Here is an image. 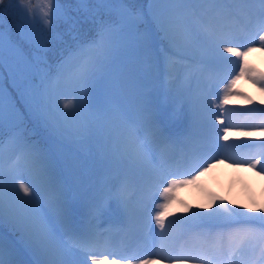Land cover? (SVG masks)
Masks as SVG:
<instances>
[{"label": "snow or ice", "instance_id": "obj_1", "mask_svg": "<svg viewBox=\"0 0 264 264\" xmlns=\"http://www.w3.org/2000/svg\"><path fill=\"white\" fill-rule=\"evenodd\" d=\"M83 2V0H82ZM101 3H125V0H100ZM3 0H0V4ZM149 13L151 21L163 38L169 42L170 58L173 64L176 61L190 58L194 52L200 53L197 61L206 65L213 59L214 49L221 45L223 51L230 53L237 60L232 63L240 67V72L231 73V79L223 81L229 91L240 75L245 74L244 65L246 57L253 50L232 43L237 37L234 28H230L225 22L237 21L235 15L237 7L244 13V20L248 25L254 26L257 32L264 33V0H150ZM60 0H47L44 9H41L43 24L48 26L54 17L61 12ZM46 9V10H45ZM125 14L128 13L125 10ZM31 15L32 27L35 28L37 17L25 12V19ZM142 19V17H137ZM97 23L96 36L84 44H80L58 66L56 77H42L39 84L33 82L37 69L27 60L23 59L19 52L17 63L7 64L9 78L15 80L18 74L26 78V86L21 90L25 99L27 113L17 108L13 103L11 93H6L3 85V73L5 71V38L0 31V230L5 224L16 231L23 243V249L33 259L31 264H75L74 252L88 257L91 264H109L108 258L102 260L92 258V249L100 245L92 234L72 235L70 242L65 246L63 234H58L54 224L55 220L64 222L67 226L70 221L71 210L66 206L62 193L57 188L55 176V162L51 155L41 150L36 143L25 135V119L30 117L37 125L54 132L61 137H83L87 134L103 137L107 158L113 162L126 164L130 167L144 170L147 168L152 182L161 186L160 182H167L163 191L165 199L171 197L167 194L179 185L188 183L187 180L176 178L175 173L169 172L170 159L161 155L157 160L153 145L164 141L163 134L155 127L151 120H146L144 126H138L137 121L130 118L118 106H114L111 113L97 119L95 125L85 119L83 115L79 119L75 117V106L65 103L61 111L56 101V82L64 79L67 83L78 89L80 93L79 103L86 106L90 86L98 77H104L115 70L118 54H131L148 68L152 64L150 56L152 37L146 29L139 37H130L126 34V25L123 17L120 20H104L101 18ZM37 45L41 37L34 34ZM255 40V36H253ZM261 50L264 51V34L259 35ZM8 48L11 50L12 45ZM243 49V50H242ZM31 77V78H29ZM251 82L264 91V74L250 77ZM19 88V86H17ZM227 96L225 97V100ZM191 104V101H188ZM215 104V100L212 101ZM202 109L207 105V98L201 101ZM149 102L143 101V111H149ZM71 107V111L69 110ZM259 113L261 125L259 131L264 132V109H252ZM6 118L14 121L10 130L8 144L19 153L17 163L23 158L28 171L34 176L35 183L19 184V191L12 190L10 194L5 192V176H11L15 172V165L5 172L2 164L4 155L3 129ZM243 135H254L253 132H244ZM227 138V134L224 137ZM258 147L260 151L246 159H234L225 156L223 160L208 157L200 161L197 156H190L194 170L207 171L214 167L215 163L230 161L232 167L247 166L256 171L257 175H264V144ZM207 164V168L204 167ZM259 165V168L257 167ZM191 175V173H187ZM195 179V177H193ZM43 191L45 198L40 199ZM126 184L115 193L113 199L127 212L128 201ZM22 193V195H21ZM148 193H145L147 197ZM161 207L167 208V205ZM99 211V204L93 203L90 207V215L95 216ZM244 212L232 211L226 203L217 206L214 213L200 215L193 213L189 220L181 222L180 230L175 233H167L164 212H158L154 219L156 226L161 229V248H167L180 240L188 225L192 224L207 231H199L183 242L181 245L184 254L176 257L160 256L163 261L171 259L172 264H244L250 249L259 244L264 246V205L259 208V216ZM148 228L151 231V223ZM245 225L244 227H236ZM221 229V231H213ZM0 264H28L20 259L19 251L6 245L2 231H0ZM87 264V262H85ZM110 264H119L118 259H112ZM131 264V261H128ZM139 264H152L149 259H141Z\"/></svg>", "mask_w": 264, "mask_h": 264}, {"label": "rangeland", "instance_id": "obj_2", "mask_svg": "<svg viewBox=\"0 0 264 264\" xmlns=\"http://www.w3.org/2000/svg\"><path fill=\"white\" fill-rule=\"evenodd\" d=\"M46 3L47 0H45ZM236 7L237 11L235 15L239 19L235 22H225L230 28H234L235 30L237 38L232 43L252 47L253 50L245 58L247 61L244 65L245 74L240 75L235 85L229 89L232 93L231 95H228L225 91L227 85L223 81L226 78L231 79L230 74L233 72L238 74L240 67L237 66L238 61L236 64L232 63L237 58L230 53L224 52L223 47L225 45H221L219 49L213 50V59L206 65H201L197 62L200 58V53L198 52H194V55H196L194 62L189 59L179 60L178 62L182 66L176 67L175 76H168L166 82L162 84L158 83L152 88V93L163 88L165 89V94L157 103H154L152 108L149 103V111L147 113L142 110V98L149 97V93L140 92L139 87L143 83L142 81L136 83L133 77L126 75L125 68L127 65L121 66L118 69L115 68L112 73L104 77H98L90 86L89 99L86 106L80 105L79 90L72 87L71 91L61 94L62 106L60 108L65 111L63 105L69 103L71 106L76 107L75 117L77 119L83 115L85 119L90 121L95 113L94 111L104 112L107 115L112 112L114 106H118L130 118L136 120L138 126H144L146 120H151L155 127L156 125L162 127L161 133L166 142L187 148V159L193 168H195V164L189 158L190 156H197L202 162L208 157L220 160H223L225 156H230L234 159H246L258 153L260 151L258 147L248 146L264 144V132L256 133L255 129L247 131V129L251 128L245 127L253 126L260 120V117L252 112V109H264V91H261L250 80V77L264 74V51L261 50L259 42V35L264 33L257 32L254 26L248 25L243 18L244 13L239 10V6ZM41 9L42 5L39 1L31 4V12L37 17V21H39L36 24H41L46 29L49 26L44 25L42 22ZM253 36H255V40H253ZM22 42H27V39L22 38ZM120 55L118 54V57ZM154 63L155 61H152L150 67H144L145 86L152 85V82L156 81V74L160 76L163 73L161 70H153L155 67ZM186 63H189V65L185 66L184 64ZM166 84L167 86H165ZM63 90L65 91V89ZM226 96L227 99L225 100ZM204 98H207V105L204 110H201V101ZM213 100H215V104L212 103ZM188 101H191V104ZM67 111H71V107ZM173 126H178L181 129V135L178 139L166 136V129H170ZM236 126L239 128H234ZM259 127L260 124L257 128L259 129ZM233 131L234 137L231 134ZM244 132H253L254 135L246 136L242 134ZM226 134L227 138L225 139ZM153 151L155 154V150ZM215 159L213 160L215 166L209 168L207 171L200 169V174L195 176V179H193L192 175H187L184 169L185 162L181 161L179 164L173 165L171 172L175 173L176 178L189 182L179 185L168 193L167 195L171 197L170 199H165V194L162 190L157 200H153V204L148 202L150 199L145 194H138L140 197L134 202L136 204H134L131 199L135 198V194L131 195L128 193L129 196L126 199H128L129 207L135 213L139 214L143 210L144 214L147 215L146 218L137 217L134 224L138 225V221H144L148 227L150 215L155 216L158 212H164L165 224L168 226L165 234L178 232L181 222L189 220L192 217L189 209L195 208L198 210L201 208V215L205 213L209 215L216 211V205L215 207H211V203L203 205L210 193L221 194L222 198L230 199V205L227 206L232 211L239 209L249 214L247 210H251L252 214L256 212L257 207L264 205V175H257L256 171L247 166L238 168L226 166V162L228 161L215 163ZM157 160L159 159L157 158ZM2 164L6 173L7 169L13 166L10 163V158L2 162ZM105 165L107 169L114 172L113 162L106 163ZM115 165L117 168L125 170L121 171L122 175L120 177L123 179H120L118 176L116 179L120 183L114 184L112 189L110 188L107 192L99 190L93 196L87 197L86 200L89 203L80 211V217L78 218L81 227L94 228L101 223L100 220L106 217L103 215L108 204L106 195L111 193L112 190L121 188L122 185H127L128 183L136 187L150 183L151 178L147 168L141 170L126 164L119 165L116 163ZM204 167L207 168V164H204ZM257 167L259 168V165ZM35 182L34 176L28 171L24 161H22L15 164L13 175L5 176V187L9 188H5V191L8 194L13 189L18 192L20 183L32 184ZM131 193L134 192L131 191ZM93 203L99 204V211L95 216L89 214ZM165 204L167 205L166 209L161 207ZM120 209V205L115 202L110 211L113 212ZM53 218L56 231L58 234H63L65 246H67L73 232L67 233L60 230L66 224L63 225L55 220V213H53ZM130 219H134V217L130 216ZM130 219L129 217L123 219V223L127 228L126 233L123 234L122 230H119L117 235L115 234V237L109 236L108 238L110 239L109 243L114 242L115 246L121 250L110 255L98 254L92 251V258L102 260L107 257L109 264L112 259H118L119 264H128L129 260L131 264H139L141 259H149L152 261V264H172L171 259L161 261L157 254L167 256V251L171 247H175L179 249V253L176 256L182 255L184 254V250H182L181 245L185 240L190 239L196 232L208 230L189 224L187 226L188 230L184 232L180 240L162 249L161 229L156 226L155 220L151 219V232L154 236L152 238L155 240L156 247L154 250L149 251L143 240L139 238V227L134 226L135 234L133 235L128 230L127 224L132 225L131 222H128ZM67 225H70V223ZM244 226L237 225L236 227ZM110 227L109 225L108 228ZM108 228L106 229L108 230ZM71 258L74 259L75 264H85V262L91 264L87 256L78 252H74ZM247 258L249 259L248 264H264V248H262V245L257 244L250 249Z\"/></svg>", "mask_w": 264, "mask_h": 264}, {"label": "trees", "instance_id": "obj_3", "mask_svg": "<svg viewBox=\"0 0 264 264\" xmlns=\"http://www.w3.org/2000/svg\"><path fill=\"white\" fill-rule=\"evenodd\" d=\"M38 0H3L0 4V31L5 38V71L3 73V85L6 93H11L13 103L17 108L27 113L25 108V99L21 95V90L26 86V78L22 73L18 74L15 80L9 78L7 64L17 63V55L30 62L37 69L33 82L40 83L42 77H52L55 79L56 71L61 62L68 57L78 45L91 41L96 36L97 21L120 20L122 17L130 15L142 17L136 24L131 37H139L147 29L151 33L152 42L150 55H157L160 51L157 44L161 40L155 25L151 21L149 9L150 0H125V3H101L100 0H60L61 12L56 18H53L49 27L44 28L41 24H35L32 27L31 15L25 19V12H31V4ZM42 9L45 6V0H39ZM46 10V9H45ZM125 10L130 14H125ZM39 21H36V23ZM72 23V24H70ZM39 28V29H37ZM131 27H128L130 29ZM38 33L41 37L40 44L37 45L34 40V34ZM22 38L27 42L23 43ZM12 45V49L8 45ZM131 58L139 59L131 54L120 56V62H128ZM29 59V60H28ZM31 78V77H29ZM19 86V88L17 87ZM66 80L60 79L56 82V103L60 108L62 106L61 94L71 91ZM65 89V91L63 90ZM61 111H63L60 108ZM90 122L95 125L97 119L105 116L104 112L94 111ZM14 121L6 118L3 129L4 155L6 160L14 149L8 144L10 130L14 126ZM25 135L36 143L44 152L51 155L55 162V176L57 185L61 182L59 171L65 172L75 194L91 195L96 189L105 183V179H110L111 175L106 173L102 164L103 160H109L105 152L103 137L99 135L87 134L83 137H61L60 135L37 125L30 117L25 119ZM112 179L108 180L110 184ZM8 194L7 191H5ZM43 192V191H42ZM76 208V209H75ZM78 206L72 203L69 206L71 211H77ZM243 212L242 210H238ZM245 215H248L244 212ZM2 234L6 245L15 247L20 253V259L31 264L32 257L23 249L21 245L15 246L8 240L5 233L16 232L9 225L5 224L2 228Z\"/></svg>", "mask_w": 264, "mask_h": 264}, {"label": "bare ground", "instance_id": "obj_4", "mask_svg": "<svg viewBox=\"0 0 264 264\" xmlns=\"http://www.w3.org/2000/svg\"><path fill=\"white\" fill-rule=\"evenodd\" d=\"M39 1V0H38ZM43 1V0H42ZM40 2V1H39ZM29 60V59H28Z\"/></svg>", "mask_w": 264, "mask_h": 264}]
</instances>
